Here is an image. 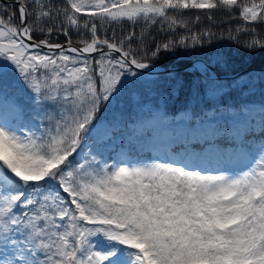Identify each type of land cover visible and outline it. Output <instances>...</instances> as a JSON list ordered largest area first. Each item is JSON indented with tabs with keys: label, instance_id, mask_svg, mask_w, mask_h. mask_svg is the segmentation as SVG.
<instances>
[{
	"label": "snow or ice",
	"instance_id": "snow-or-ice-1",
	"mask_svg": "<svg viewBox=\"0 0 264 264\" xmlns=\"http://www.w3.org/2000/svg\"><path fill=\"white\" fill-rule=\"evenodd\" d=\"M224 39L264 52V0H0V264H264V71Z\"/></svg>",
	"mask_w": 264,
	"mask_h": 264
},
{
	"label": "trees",
	"instance_id": "trees-1",
	"mask_svg": "<svg viewBox=\"0 0 264 264\" xmlns=\"http://www.w3.org/2000/svg\"><path fill=\"white\" fill-rule=\"evenodd\" d=\"M219 22V18H218ZM207 26V25H206ZM235 27V25L232 24H223L222 27L219 28H213L212 30L214 32H217L218 34L220 32H223L225 37L227 36V30L228 28ZM138 32L140 30V26L136 29ZM157 33L152 32L151 35L155 36ZM55 42H64V37H59V40H55ZM75 40V37H73ZM243 39V37H242ZM219 51L228 61L229 70L231 71V74H236L238 72H241L245 69H261L264 67V52H248L245 51L243 47H239L236 44L229 43L226 39L216 41L213 43V46L211 49H203L201 54H208V53H214ZM191 62L190 60L185 59V57L181 54L176 57H173L171 55L162 56L161 60L159 61V65L162 67H169L171 65H177L182 66L185 63ZM259 74V73H255ZM264 87L261 83L257 82L256 85V93L254 94L252 99H259L260 98V88ZM184 99L183 95H181L177 100V105ZM176 105H173V108H175Z\"/></svg>",
	"mask_w": 264,
	"mask_h": 264
},
{
	"label": "water",
	"instance_id": "water-1",
	"mask_svg": "<svg viewBox=\"0 0 264 264\" xmlns=\"http://www.w3.org/2000/svg\"><path fill=\"white\" fill-rule=\"evenodd\" d=\"M191 63V62H190ZM190 63H188V64H190ZM169 68H172V67H169ZM169 68H163V67H159L158 69H157V71H165V70H167V69H169ZM177 68H179V67H177ZM262 71H264V68H262V69H246V70H244V71H242V72H240V73H253V72H262Z\"/></svg>",
	"mask_w": 264,
	"mask_h": 264
}]
</instances>
